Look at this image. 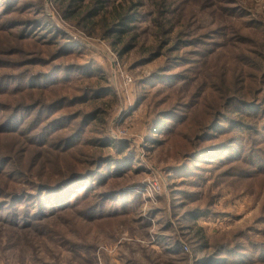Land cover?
<instances>
[{
  "label": "rangeland",
  "instance_id": "1",
  "mask_svg": "<svg viewBox=\"0 0 264 264\" xmlns=\"http://www.w3.org/2000/svg\"><path fill=\"white\" fill-rule=\"evenodd\" d=\"M56 1L27 0L26 13L5 15L6 1L0 0V24L10 18L28 21V25L38 22L33 28L37 30L38 43L49 40L53 30L54 35L60 30L64 41L72 43L75 54L53 60L49 55L58 49L59 43L48 46L37 43L31 49L21 38L12 37L11 51L15 54L2 57L5 62L20 63L25 56L44 62L35 68L24 66L27 64L11 70L1 68L0 74L46 72L56 66L87 67L89 77L73 73L70 86L53 92L66 99L86 94L85 103L76 104L69 111L79 110L100 119L91 124L92 132L85 129L83 137L95 141L100 133L111 142L123 143L134 161L127 165L129 170L119 182L90 188L87 196L83 195L84 188H79L70 208L64 212L46 213L47 216L33 221L25 215L23 204L16 210L12 204L1 209L0 264H195L202 255H195L186 247L182 236L185 231L178 221L189 208L206 213L197 218L195 225L208 240L238 235L242 241L264 247V183L221 175L229 166L247 170V164H227L214 169L209 168L214 161H197L194 165L206 167V170L191 169L199 177L185 175L181 165L182 156L195 144L193 127H199L214 113L208 108L210 92L216 93V88L253 87L251 94L255 91V97L264 98V0H179L168 18L174 28L178 22L186 24L183 19L190 16L187 25L177 26L173 35H163L160 40L155 35L153 6L149 0H141L137 17L136 11L133 12L136 23L130 25L133 30L127 36L135 35V40L123 38L116 47L103 38L99 26L94 27L97 36H88V28L84 33L82 26L64 21L58 11L67 6V1L65 5H57ZM85 1L88 5L91 0ZM102 1L108 10L126 9L138 3V0ZM21 4L22 0H15L11 5ZM39 24L43 27L37 28ZM21 29L22 26L16 28L14 33L19 36ZM179 31V40L199 41L176 54H160L171 47ZM165 39L170 40L169 45L159 50ZM28 52L34 56L27 55ZM172 55L194 60L186 68L184 65L169 68L168 58ZM172 73L186 78L172 84L152 80L147 85L150 78ZM220 75L226 80H221ZM172 104L182 107V111H177L179 115L190 114L185 126L179 129L180 124L175 123L164 135L150 134L154 114ZM148 138L156 139L158 144L151 145ZM17 149L21 152L23 148ZM84 151V156L75 153L80 166L91 160L90 154H97L91 147ZM20 155L23 154H14L13 158ZM24 157L27 164L34 163L41 172L68 161L58 160L56 154L44 150ZM108 191H119L124 193L119 197H129L130 203L124 208L127 210L120 208L116 198L104 201L103 209L91 210L97 204V198L91 196ZM112 210L116 213L110 217ZM26 220L33 225L31 228L14 227L23 226ZM181 245L187 253L181 251Z\"/></svg>",
  "mask_w": 264,
  "mask_h": 264
},
{
  "label": "trees",
  "instance_id": "2",
  "mask_svg": "<svg viewBox=\"0 0 264 264\" xmlns=\"http://www.w3.org/2000/svg\"><path fill=\"white\" fill-rule=\"evenodd\" d=\"M5 1L3 9L5 15L26 13L24 1L27 0H22V6L14 7L11 4L15 0ZM65 1H67V6L58 11L60 16L64 21L70 22L76 27L82 26L84 33L88 28L86 32L88 36L96 35L94 27L97 25L102 30L103 38L110 40L113 47L122 43L123 38L130 42L135 40V35L129 38L127 36L133 30L130 25L136 23L133 12L141 7V0L126 9L118 10H108L102 0H91L88 5L85 0H57L56 2L57 5L58 3L65 5ZM149 1L153 6V24L157 28L155 35L158 40L163 35H165L164 37L171 33L173 35L177 26L186 27L190 16L185 15L183 21L186 24L178 22L174 28L168 18L174 12L173 6L179 5L177 3L179 0H172L170 4L167 3L169 0ZM182 10L185 14V10ZM97 18H99L98 21H96ZM10 20L0 24V70L1 68L11 70L22 64H27L24 66L28 68H35L36 65L42 64L44 61L41 58H26V56L20 63L5 62L2 59L4 56L15 54L11 51L14 42L12 37L21 38V41L28 43L27 47L31 49H35L31 45L38 43V39L35 38L37 30L33 29L38 22L33 21L31 25H28V21L21 22L14 18H10ZM21 26L22 29L18 36L14 30ZM42 27L41 24L37 26V28ZM31 30L34 31L31 32ZM59 31L57 35H54L53 30L52 35L48 37L49 40L54 39L55 42L47 40L38 43L43 46L59 43L58 49L49 55L53 60L75 54L72 43H66L64 34ZM180 32L173 37L171 47L160 54H176L183 48H187L186 46H191L199 41L198 39L179 40ZM169 43V39L163 40L159 50L168 46ZM27 55L34 56L29 52ZM156 55L159 53L157 52ZM193 60L172 55L168 58V67L179 68L184 65L186 68L185 65L191 64ZM85 68L56 66L46 72H23L14 76H1L0 74V200H3L0 201V210L8 204H12L16 210L17 206L23 204L25 215L29 217V220L35 221L48 214H57L68 210L73 195L77 194L79 188H84L83 195L87 196L90 188L95 189L105 184H113L129 170L127 165L134 161V157L131 156L123 143L111 142L109 138L100 133H97L95 141L89 139V136L83 137L85 129H89L88 133L92 132L91 124L95 120H100L96 115L81 113L79 110L69 113L76 104L78 106L85 103L86 94L66 99L59 97L60 94L57 95V91L53 92L56 88L60 91L70 86L72 81H69L73 73L89 77L91 73L87 67ZM23 70L31 71L30 69ZM0 73L2 72L0 71ZM185 78V75L172 73L162 77L156 76V79L150 78L146 82L147 85L152 80L172 84L179 80H185ZM219 78L223 81L226 80L221 75ZM252 91L253 87L238 86L216 88V93L210 92L212 99L208 108L214 113L211 119H207L199 127L192 129L193 135L196 137L194 147H189L182 156L181 165L185 175L199 177L200 174L192 173L191 169L206 170L204 165L200 167L194 165L197 161H214L215 163L209 168L215 167L216 169L221 165L242 162L247 164L249 169L229 166L225 168L226 171L221 173V175L224 174L222 177H236L242 181L264 183V98L258 99L255 97V91L251 94ZM47 92L53 93L45 95ZM200 107L202 106L200 105ZM181 108L172 104L171 107L156 112L149 128L150 134L164 135L166 130H172L175 123L180 124L179 129H182L185 126L184 121L190 114L179 115L177 111H182ZM228 135L230 136L228 137ZM148 141L151 145L158 144L156 139L148 138ZM17 146L23 148L22 153L17 149ZM87 147L93 148L97 154L96 156H93V153L90 154L88 157H91V160L83 161L85 165L80 166L77 162L80 159L79 157L75 159V153L78 156H84V149ZM42 150L47 153L53 152L58 156V160L68 161L63 166H50L48 172H41L34 163L27 164L24 156L39 153ZM18 153L23 155L14 159V154ZM43 164L40 165L43 166ZM119 194L124 193L108 191L103 195L91 196L97 198L95 201L97 204L91 210L103 209L102 204H105L107 200H114V198L123 211L127 210L124 208L130 203V198L119 197ZM46 213L47 215H44ZM114 213L116 211L112 210L110 217H113ZM204 214L206 213L198 208H189L178 220L185 231L182 236L186 240V247H189L195 255H202L195 261V264H253L254 262H256L255 264H264V247L254 245L248 240L242 241L238 235L232 236L230 239L220 237L216 241L208 240L202 229L195 225L197 218ZM22 224L23 226L15 225L14 227L25 229L33 226L27 220ZM180 248L182 252L187 253L182 245Z\"/></svg>",
  "mask_w": 264,
  "mask_h": 264
}]
</instances>
